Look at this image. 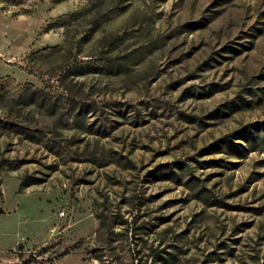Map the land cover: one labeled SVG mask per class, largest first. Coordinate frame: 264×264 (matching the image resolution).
I'll return each mask as SVG.
<instances>
[{
  "label": "rangeland",
  "instance_id": "rangeland-1",
  "mask_svg": "<svg viewBox=\"0 0 264 264\" xmlns=\"http://www.w3.org/2000/svg\"><path fill=\"white\" fill-rule=\"evenodd\" d=\"M0 264H264V0L0 1Z\"/></svg>",
  "mask_w": 264,
  "mask_h": 264
},
{
  "label": "trees",
  "instance_id": "trees-1",
  "mask_svg": "<svg viewBox=\"0 0 264 264\" xmlns=\"http://www.w3.org/2000/svg\"><path fill=\"white\" fill-rule=\"evenodd\" d=\"M0 1H4V0H0ZM0 195H1V190H0Z\"/></svg>",
  "mask_w": 264,
  "mask_h": 264
}]
</instances>
